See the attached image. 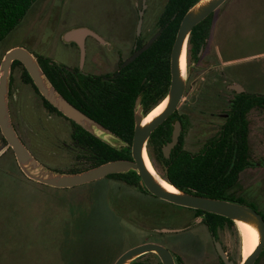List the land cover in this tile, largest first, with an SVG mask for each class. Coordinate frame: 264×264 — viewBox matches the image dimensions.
Instances as JSON below:
<instances>
[{"label":"rangeland","instance_id":"rangeland-1","mask_svg":"<svg viewBox=\"0 0 264 264\" xmlns=\"http://www.w3.org/2000/svg\"><path fill=\"white\" fill-rule=\"evenodd\" d=\"M165 2L38 0L1 42V59L7 51L23 48L66 69L80 68L78 50L62 40L65 32L87 28L116 38L138 34L137 22L144 11L143 31L149 29L147 34H154ZM90 43L88 40L85 46V70L91 61ZM210 51V63L215 67L226 74L237 71L238 86L244 92L264 95V0H226L213 12L207 53ZM104 52L109 56L115 51ZM20 76V68L10 71L8 107L26 148L55 173L81 172L86 164L76 159L78 150L70 139V124L48 112ZM223 95L225 112L226 99L232 93L224 90ZM202 110L186 109L189 120L195 123V131L185 137L186 149L192 153L216 130L211 126L215 118L209 116L216 113L215 105L206 102ZM248 121L250 159L255 163L264 159V110H252ZM204 131L207 134L199 138ZM109 140L113 146L123 147L121 142ZM256 168L241 173L229 199L264 215V171ZM191 214L187 208L106 178L68 189L35 183L22 174L0 134V264H113L125 251L148 242L165 247L182 264L216 263L206 228L193 221L183 223V217ZM161 229L183 231L168 234L159 232ZM217 239L235 263H241V236L236 227L220 230ZM142 258L154 263L158 260L151 254Z\"/></svg>","mask_w":264,"mask_h":264},{"label":"trees","instance_id":"trees-1","mask_svg":"<svg viewBox=\"0 0 264 264\" xmlns=\"http://www.w3.org/2000/svg\"><path fill=\"white\" fill-rule=\"evenodd\" d=\"M37 1L0 0V44L19 26ZM198 1L166 0L162 13L158 18L160 36L135 61V64L138 63L140 66L143 64L150 67V69L151 67L161 69L164 63L166 66V87L169 83V57L177 30L185 13ZM211 26L212 14L192 29L188 39L189 51L194 54L198 52L199 47L204 43V39L208 37ZM36 60L46 79L58 94L123 142V147L114 148L65 118L39 94L22 64L14 61L11 65V71L17 67L20 68L21 81L32 87L42 100L45 109L56 116L62 117L70 124V139L73 145L81 151L76 155V159L78 161L83 160L86 164L81 172L109 161L131 160L134 128L132 107L135 96L128 97L122 92L121 74L113 88L115 94L105 102L98 104L96 110L91 111L87 101H85L83 107L78 106L75 102L74 87L76 80L71 73L47 57L37 55ZM146 67L142 68L143 75H145ZM140 81L141 78L137 80V84H140ZM252 110H264V95L234 94L217 135L208 140L207 145L202 150L197 153L187 151L183 148L182 139L180 138L179 144L171 150L168 158L163 155L162 148L170 141L171 127L166 124L160 125L151 133L146 145L148 157L155 172L179 191L238 203L237 201H231L229 198L234 196L235 191L233 189L239 183L241 173L251 165L248 114ZM166 126L167 128H165ZM1 140L6 144L2 136ZM77 170L72 169L70 173H77ZM106 179L148 193L140 185L139 176L133 171L125 174L109 175ZM189 210L197 217L202 218L201 224L206 228L210 237L215 238V240H218L217 235L220 230L235 228L236 224L227 218L201 210ZM144 256L137 258L130 264H161L159 260L156 263L146 261L142 258ZM178 262L182 263L180 258ZM217 264H223L220 258H218Z\"/></svg>","mask_w":264,"mask_h":264},{"label":"water","instance_id":"water-1","mask_svg":"<svg viewBox=\"0 0 264 264\" xmlns=\"http://www.w3.org/2000/svg\"><path fill=\"white\" fill-rule=\"evenodd\" d=\"M226 0H199L183 16L179 28L177 30L174 43L170 53V75L171 83L167 96L163 99L166 104L156 117L151 119L146 124H143L145 116H142L139 111L134 114V129L131 143V160H115L103 163L94 168L73 174H59L42 166L29 152L26 146L18 137L11 118L8 107V94L10 87V71L14 61L22 64L39 94L65 118L80 126L86 132L90 133L102 142L114 147L109 139L123 142L115 137L109 130L87 117L78 109L67 102L57 91L50 85L45 75L43 74L36 57L31 55L23 48H13L5 53L0 60V134L6 142L7 147L12 151L18 168L22 174L29 180L56 189H68L106 178L113 174H125L129 171L135 172L140 178V185L152 196L170 203L175 206L201 210L206 213L214 214L227 218L234 222H243L256 229L258 234V242L253 252L240 264H253L264 247V221L262 217L254 210L230 201L212 199L194 194H189L177 190L169 191L162 187L155 179L143 160V153L150 159L147 154L146 145L151 133L161 124L177 107L180 102L184 87L185 74H182L180 59L185 49V58L187 52V44L189 35L192 29L201 21L206 19L210 14L215 12ZM142 25V12H140L137 22V31L139 32ZM160 31L151 38L141 49L133 54L122 67H125L132 62L138 55L145 52L155 41ZM89 35H94L87 28H78L65 32L62 36L64 43L76 42L79 48V57L81 62L84 61L85 48L83 38ZM185 73V72H184ZM237 93H242L243 89L236 85L234 87ZM162 101V102H163ZM136 108L138 106L136 104ZM180 132V125L176 123L171 135V140L162 148L163 155L168 158L171 149L177 144ZM151 164V162H150ZM152 166V164H151ZM153 167V166H152ZM154 170V168H153ZM155 171V170H154ZM156 173V172H155ZM160 177V176H159ZM179 230L161 229L159 232L171 233ZM214 247L217 255L224 264H233L227 259L222 245L219 242H214ZM154 254L158 257L161 264H175L172 254L165 247L156 243H144L122 253L113 264H130L137 258L146 255Z\"/></svg>","mask_w":264,"mask_h":264},{"label":"flooded vegetation","instance_id":"flooded-vegetation-1","mask_svg":"<svg viewBox=\"0 0 264 264\" xmlns=\"http://www.w3.org/2000/svg\"><path fill=\"white\" fill-rule=\"evenodd\" d=\"M143 13L144 11L142 12V15ZM154 25L157 28L154 34H147L149 32V29L147 30L145 29L146 31H143V23H142L141 29L138 32V34H128V35L126 34L120 38L112 37L110 35L101 36L100 34H94L95 36L89 35L83 38L84 48L88 40L91 41L90 44L92 45L91 61L88 64V69L85 70L84 68L85 63H83L84 61L82 62L80 68L79 67L73 68L71 70L64 68L66 71L71 73L76 80V84L74 87V98L78 106L83 107V104L85 103V101H87L90 110L91 111L96 110V108L99 106L98 104H100L101 102H105L112 95L115 94V90L113 88L117 78L121 74L120 82H122L123 84L122 92L124 93V95L128 97L135 96L133 99V107H132L133 125H134V114L137 111H139L142 116H145L144 120L152 116L153 110L159 106V104L163 101V99L167 96L169 92L170 83H171L170 65H169V83L167 87H166V74H165L166 66L164 63L162 64L163 67L161 69L158 68L155 69V67H151L150 69V67H146L143 64L142 66H140L138 63L135 64L136 63L135 61L142 54L141 53L125 67L121 68V65L125 61H127L133 54H135L139 49H141L151 38H153L156 35L157 32L160 31V29L158 28V19L156 20ZM159 36L160 34L157 36V38ZM209 36L210 33L208 37L204 39V43L201 44L198 52L195 54L189 51V45L187 44V52H186V60H185L187 62V66L185 64V73H184L185 87L182 98L178 103L177 107L175 108V110L173 111V113H171L161 124L157 126L159 127L162 124L169 125V127H171L170 130L171 131L170 140H171V135L174 129V125L176 123H179L180 132L176 145L179 144L181 138L182 139L181 143L184 149H186L185 137L190 133L192 134L195 131V123H192V121L189 120L188 116L186 115L187 113L186 109L193 107L195 109L201 108L202 110V105L206 104V102L209 103V105L212 104L215 105L216 113L209 114L210 117L215 118V121H212L214 124L211 125L216 127V130L214 131V136L212 137L214 138L217 135L219 128L224 122L228 110V105L231 102V100L234 98V94H241V93H237L234 89V87L238 85V80H239L237 71L226 74L225 72L222 71L221 68L219 67L217 68L213 65V63H210V59L212 58V51L207 53V50L209 49ZM69 44L74 46L76 50H78V54H79V48L76 42L74 43L72 42ZM104 49L105 50L113 49V51L115 52H113L112 55L107 56V54H105L104 52ZM85 54H86V50H85ZM111 64H113L114 66L110 69L109 67ZM169 64H170V57H169ZM143 67H146L145 75H143V71H142ZM139 78H141V81L140 84H137V80H139ZM224 90L232 93V96L229 99H226L227 108L225 112L223 109ZM242 93H246V92H244L243 90ZM136 104L138 106V109L136 108ZM10 118L12 121V117ZM218 120L221 121V122L219 121L221 123L220 125L218 123ZM201 124H203V122H201ZM203 125L205 126L206 124ZM13 127L15 129L14 125ZM165 128H167V126ZM15 131L18 135L17 129H15ZM201 134L202 135L198 136L199 138L200 136L201 138L204 137L207 134V132L204 131ZM18 137L25 145L22 138L19 135ZM212 138L206 139L203 143H201L200 150H202L207 145V141ZM200 150H198L197 152H199ZM76 151H77L76 155L81 153V151H79L78 148L76 149ZM260 162L264 163V159H259L255 163L252 162L250 159L251 165L247 169L249 168L253 169L258 167L256 169H258L259 171H264V167H259ZM260 216L264 221V215H260ZM191 221H193L196 225H198L201 224L202 218L197 217L195 214H193V212L190 215V217L189 216L183 217V223L186 224V223H190ZM235 227L239 233V236H241L238 226L235 225ZM186 228H188V226L183 228V230ZM173 230H178V229H173ZM183 230H179L177 232H171V234L179 233ZM212 241H213V246H214V242H218L217 240H215V238H212ZM222 248L227 256V259L229 261H232L233 264H237L228 255V253L225 251L223 246ZM218 258L220 257L217 255L216 263H210V264H217ZM173 259L175 264H182L178 262V260L175 257H173ZM253 264H264V247L262 248L259 256L257 257V259Z\"/></svg>","mask_w":264,"mask_h":264},{"label":"bare ground","instance_id":"bare-ground-1","mask_svg":"<svg viewBox=\"0 0 264 264\" xmlns=\"http://www.w3.org/2000/svg\"><path fill=\"white\" fill-rule=\"evenodd\" d=\"M186 58H185V49H183V53L180 59V66H181V71L182 74H184L185 72V64H186ZM166 104V100H164L163 102H161L159 104V106L157 108H155L153 110L152 116L146 120H143V124H146L147 122H149L151 119H153L154 117H156L158 114H160V112H162L164 106ZM143 160L145 162V165L147 167V169L153 173L155 179L160 183V185L164 188H166L169 191H173V188L168 185L166 182H164L163 180H161L162 178L159 177L155 171L153 170V167L151 166L148 158L146 157V155L143 153ZM240 231V235H241V252H242V257L244 258L243 260H245L254 250V248L257 245L258 242V234L255 228H253L252 226L245 224L243 222H236L235 223Z\"/></svg>","mask_w":264,"mask_h":264},{"label":"crops","instance_id":"crops-1","mask_svg":"<svg viewBox=\"0 0 264 264\" xmlns=\"http://www.w3.org/2000/svg\"><path fill=\"white\" fill-rule=\"evenodd\" d=\"M240 5V4H239ZM70 43H72V42H70ZM74 43V42H73ZM69 44V43H68Z\"/></svg>","mask_w":264,"mask_h":264}]
</instances>
